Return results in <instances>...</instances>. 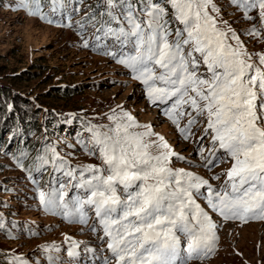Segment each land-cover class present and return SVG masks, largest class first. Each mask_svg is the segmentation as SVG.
<instances>
[{
  "label": "snow or ice",
  "instance_id": "obj_1",
  "mask_svg": "<svg viewBox=\"0 0 264 264\" xmlns=\"http://www.w3.org/2000/svg\"><path fill=\"white\" fill-rule=\"evenodd\" d=\"M45 4L57 12L64 0ZM229 4L253 24L252 36H264V0ZM18 5L28 15L53 23L41 0H18ZM97 7L101 10L78 22L82 38L89 27L93 29L92 43L84 39L83 47L99 49L129 70L145 87L150 103L172 101L165 114L177 127L189 116L188 128L180 129L185 139L202 120L200 139L208 138L209 145L202 166L209 171L222 163L231 167L212 177L226 176L220 187L173 169L172 158L182 157L162 137L152 140L151 131H129L140 126L125 113L128 123H117L103 133L93 131L100 166L89 165L77 174L63 161L57 164L59 157L51 150L54 167L66 168L70 179L48 192L37 187L39 201L45 210L61 209L65 217H76L82 224L90 219L89 211L94 212L103 232L98 237L101 248L106 245L108 253L95 255L100 264L203 260L218 241L212 213L224 220L264 221V54L254 57L241 46L231 25L220 27L213 15L219 13L214 0H99ZM197 151L203 156L202 147ZM38 160L41 167L49 163L43 156ZM69 184L78 194L66 199ZM91 231H97L95 225ZM78 247L73 244L68 251L70 261L48 255V264H76ZM50 250L59 248L45 247ZM85 251L94 252L87 247ZM12 264L27 262L16 258Z\"/></svg>",
  "mask_w": 264,
  "mask_h": 264
},
{
  "label": "rangeland",
  "instance_id": "obj_2",
  "mask_svg": "<svg viewBox=\"0 0 264 264\" xmlns=\"http://www.w3.org/2000/svg\"><path fill=\"white\" fill-rule=\"evenodd\" d=\"M214 2L219 13L213 15L220 27L231 25L241 46L254 57L264 54V42L249 33L253 24L242 19L243 14L229 0ZM98 3L99 0L78 1L70 19L65 17L72 5L64 3L53 12L52 5L44 4L43 12L53 21L50 24L28 15L18 0H0V123L5 126L0 131V137L5 139V144H0V264H12L16 258L27 264H48V255L69 261L63 249L89 237L85 230L44 212L37 204L36 189L45 191L50 186L44 181L43 167L53 177V185L66 181L67 176L58 173L50 162L52 149L59 157L56 163L63 161L67 169L77 170V174L89 165L100 166L93 131L103 133L117 123H128L125 113L140 126L129 131H151L152 140L162 137L170 150L182 157L172 158L173 169L192 172L212 184L211 175L226 174L231 167L230 163H222L211 171L203 167L192 145L195 137L177 136L174 127L141 98L135 84L129 81L126 68L121 70L98 49L83 47L84 39L92 43L93 29L89 27L82 38L80 29L68 24L82 21L93 10L100 11ZM183 123L177 127L179 130ZM197 128L200 132L203 123ZM23 146L27 148L22 149ZM16 149L27 155L22 153L23 157L16 158ZM41 156L50 166L44 164L35 172L34 162ZM26 160L32 161L29 173L19 166L20 161ZM51 169L55 174H51ZM225 178L222 175L217 180L219 186ZM216 234L220 246L215 256L190 264H264V226L221 224ZM52 245L59 251L46 252L45 247Z\"/></svg>",
  "mask_w": 264,
  "mask_h": 264
},
{
  "label": "trees",
  "instance_id": "obj_3",
  "mask_svg": "<svg viewBox=\"0 0 264 264\" xmlns=\"http://www.w3.org/2000/svg\"><path fill=\"white\" fill-rule=\"evenodd\" d=\"M97 10H98V8H97ZM91 14V13H90ZM1 110V109H0ZM2 111H5V108L4 109H2ZM25 120H26V118H25ZM1 123H2V121H1ZM1 123H0V131H2L4 128H5V126H1ZM17 129V128H16ZM24 130V129H23ZM23 130L20 132L21 134L23 133ZM25 130H26V128H25ZM19 133V134H20ZM28 133H30V131H29V129H28ZM3 141H5V139H3V138H1L0 137V144H5ZM23 148H27V146H23L22 147V149ZM48 149L46 148V151H45V154L47 155V156H49V153H48V151H47ZM20 151V152H19ZM19 152V153H18ZM22 153H26V152H23V151H21V150H18V149H16V154L14 155L15 157H16V155H20L19 157H23V155H22ZM17 158V157H16ZM49 158V157H48ZM49 160H50V158H49ZM31 160H26V161H24L23 163L20 161L19 162V164H23V168L22 169H30V167H31ZM44 166V165H43ZM43 168H45V167H43ZM40 169V165H39V163H38V160H37V162H36V160H35V162H34V170H35V172H38V170Z\"/></svg>",
  "mask_w": 264,
  "mask_h": 264
},
{
  "label": "bare ground",
  "instance_id": "obj_4",
  "mask_svg": "<svg viewBox=\"0 0 264 264\" xmlns=\"http://www.w3.org/2000/svg\"><path fill=\"white\" fill-rule=\"evenodd\" d=\"M203 164H204V162L201 165H203Z\"/></svg>",
  "mask_w": 264,
  "mask_h": 264
}]
</instances>
